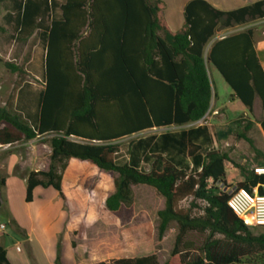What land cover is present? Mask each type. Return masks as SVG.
<instances>
[{"label":"trees","instance_id":"1","mask_svg":"<svg viewBox=\"0 0 264 264\" xmlns=\"http://www.w3.org/2000/svg\"><path fill=\"white\" fill-rule=\"evenodd\" d=\"M0 4L11 6L13 13L5 19L14 23L20 40L37 33L46 48L45 86L32 122L0 106V145L49 137V169L26 174V203L33 201L36 187H52L65 198L62 183L69 161H88L117 175L115 191L106 199L111 212L131 205L134 185L149 186L164 198V208L158 212L159 237L172 222L179 227L171 258L164 264H264V231L253 234L228 206L227 152H208L196 174L185 173L162 155L153 156L149 172L116 162L118 140L153 127L198 122L207 115L216 97L211 66L249 114L255 99H260L264 131V70L254 47L255 32L217 36L220 29L264 19V0L231 11L206 0H191L184 9V27L177 33L162 19L161 0H0ZM48 14L50 22L44 24ZM236 122L243 126L236 138L259 154L248 136L252 122L244 117ZM199 149L191 145L189 154ZM239 168L245 179L236 188L251 193L259 186L264 193V174ZM5 185L1 175L0 209ZM188 198L190 206L180 207ZM195 209L202 213L195 214ZM56 263L62 264L60 243ZM0 264H11L1 244ZM109 264L159 262L156 255H149Z\"/></svg>","mask_w":264,"mask_h":264},{"label":"rangeland","instance_id":"2","mask_svg":"<svg viewBox=\"0 0 264 264\" xmlns=\"http://www.w3.org/2000/svg\"><path fill=\"white\" fill-rule=\"evenodd\" d=\"M235 6L233 5L232 8H236ZM58 14L59 11L56 15ZM6 15V9H4L3 4H0V26L4 28V31H0V106L6 107L23 121L31 123L37 109L38 95L45 86L44 60L46 48L37 33L27 41L20 40L21 35L15 29L14 23H7ZM49 22L50 14L43 17L44 24ZM247 29L254 30L255 40L263 38L264 19L237 25L231 29H220L217 36L233 34ZM8 64L14 65L19 70L13 71L8 67ZM210 69L214 92L217 96L213 99L214 105L210 118L215 117L217 124L222 125V128L224 126L225 108L221 107L215 112L218 107L217 101L220 100L219 103L225 104L229 110V115L232 117L244 114L245 108L241 103H238L237 106L231 104L228 84L214 67L211 66ZM252 117L255 121L252 130L256 137L254 140L258 147L264 149V137L259 132L261 137L258 138L259 126L255 124L259 123L262 117L260 102H255ZM206 120L208 121V118ZM221 128L218 127V129ZM237 130L243 131V126ZM221 131L225 138H228L230 134L235 136L236 133L229 131L227 127H223ZM37 139L38 143H44L49 137H38ZM131 140V138L124 137L117 142L123 147V151H126V146ZM223 144L224 142H221V145ZM12 150H21L22 155H25L26 152L25 146L17 149L7 148L0 151V161ZM261 151L263 152V150ZM263 154L262 158L261 155L257 156L250 145L244 143L234 153L233 160L245 168L246 173H249L256 171L258 166H264ZM120 161L122 160L120 159ZM226 165L228 170L226 182L231 187L228 189L230 192L236 187V183L240 179L238 175L244 173H242L241 168L231 163ZM0 172L2 176L9 178L8 172L5 170H0ZM116 177L115 173L101 170L88 161L73 159L70 162L69 170L64 179V189L69 198L67 199L69 220L66 232L70 233L68 237L70 260L75 264H109L110 261L123 257L136 258L156 255L159 264H164L171 258V252L179 231L177 222H172L162 238L158 235V212L164 208V198L149 186L134 185L132 187L131 205H124L119 212H111L106 207V199L115 191ZM2 197L5 204L0 215L4 219H8L11 208H22L21 206L26 207L27 205L24 199L19 198L18 191L12 182L8 188L4 189ZM191 201L192 198L183 200L180 202V207L188 208ZM198 203L204 205V202L198 201ZM194 213L200 214L202 212L200 209H195ZM251 231L258 235L264 231V228L252 226ZM217 237L223 238L222 235H217Z\"/></svg>","mask_w":264,"mask_h":264},{"label":"crops","instance_id":"3","mask_svg":"<svg viewBox=\"0 0 264 264\" xmlns=\"http://www.w3.org/2000/svg\"><path fill=\"white\" fill-rule=\"evenodd\" d=\"M58 1L63 3L65 0ZM161 1L164 4L162 19L166 27L172 33L181 31L184 27V9L187 3L191 0ZM206 1L219 10L231 11L233 9L253 4L258 0ZM233 5H236V8H232ZM3 6L7 13H13L9 4H3ZM58 11L59 10H56V13H58ZM50 12H52V10H50ZM254 47L259 62L264 70V37L255 40ZM209 76L213 86V77L210 68ZM213 93H215L214 88ZM229 94L231 104L237 106L238 103H241L239 99L235 97L231 88ZM219 101H217L218 107L215 112L221 109V107L225 108L223 127H227L229 131L237 132V129L242 127V124L236 122L240 117H244L252 122L248 136L253 139L256 148L260 151L259 154H255L257 156L261 155L262 158L264 149H261L256 145L254 140L256 137L252 133L254 127L253 123L255 122L252 117L254 110L252 114H249L248 109L241 103L245 108L244 114L232 117L229 115V110L225 104L223 105L222 102L219 103ZM255 102H260L261 104L258 97L255 99L254 105ZM213 105L214 101L212 100L209 112L198 122L183 126L172 125L166 127H153L131 136H127L132 140L126 146V151H123L124 149L121 146L120 152L116 155V162L118 164L128 163L142 172H149L151 171L155 160L153 156L162 155L185 173L196 174L201 171L208 152L221 150L227 152L231 158L230 162L225 163V167L227 166V163H231L237 167L241 166L234 162L233 156L238 148L248 142L243 139H237L236 133L235 136L230 134L228 138L223 136V132L221 131L223 128H221L222 125L217 124V119L215 117L210 118ZM206 118H208V121ZM255 124L259 126L258 138L260 139L261 136L259 132L264 137L261 120L259 123ZM219 126L221 129H218ZM221 142H224V144L221 145ZM18 144L19 143L14 145H0V148H4L0 149V151L7 148L17 149L24 146L26 150L25 155H22L21 150H12L0 161V170H5L10 175L9 178H6V185L1 189L2 207L0 212H2L5 204L2 197L3 191L9 187L11 182L18 191L19 198L21 200L24 199L25 201L27 190L26 174L30 171H47L50 166L49 156L51 155L52 150L48 143H38V139L36 138L21 143L20 145ZM191 145H197L200 147V149L193 155L189 154ZM261 150H263V152ZM73 159L74 158L69 161L68 168L64 173L62 187L65 198H62L59 192L52 187H36L33 191V201L30 203L25 202L27 204L26 207L21 206L22 208H11L8 219H4L2 215H0V222H5L7 224V230L0 235V244L6 249L7 259L11 264H57L56 260L59 243L61 244V263L75 264L70 260V242L68 240L70 233L68 234V232H66L69 220V211L67 208V199L69 198L64 189L65 175L69 170L70 162ZM120 159L122 161H120ZM261 167L264 168V166H258L257 168ZM226 171L228 174L227 167ZM236 175L238 174L236 173ZM238 177L240 178L238 183L245 179L243 175H238ZM32 206L33 208H31ZM18 247H20V249H18Z\"/></svg>","mask_w":264,"mask_h":264},{"label":"built area","instance_id":"4","mask_svg":"<svg viewBox=\"0 0 264 264\" xmlns=\"http://www.w3.org/2000/svg\"><path fill=\"white\" fill-rule=\"evenodd\" d=\"M256 172L258 175L264 174V168H257ZM229 194L228 206L246 226L264 225V193H260L259 186L254 187L251 193L235 187ZM6 230L7 224L0 222V235Z\"/></svg>","mask_w":264,"mask_h":264}]
</instances>
